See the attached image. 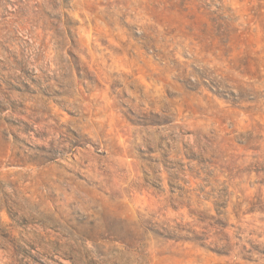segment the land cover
<instances>
[{
  "label": "rangeland",
  "instance_id": "1",
  "mask_svg": "<svg viewBox=\"0 0 264 264\" xmlns=\"http://www.w3.org/2000/svg\"><path fill=\"white\" fill-rule=\"evenodd\" d=\"M0 264H264V0H0Z\"/></svg>",
  "mask_w": 264,
  "mask_h": 264
}]
</instances>
